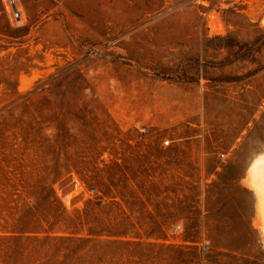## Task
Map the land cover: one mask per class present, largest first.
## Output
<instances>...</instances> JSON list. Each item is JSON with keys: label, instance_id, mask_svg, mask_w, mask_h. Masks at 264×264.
Segmentation results:
<instances>
[{"label": "rangeland", "instance_id": "obj_1", "mask_svg": "<svg viewBox=\"0 0 264 264\" xmlns=\"http://www.w3.org/2000/svg\"><path fill=\"white\" fill-rule=\"evenodd\" d=\"M19 4L0 0V264L45 262L24 214L58 174L72 218L103 196L86 261L264 264L245 183L264 153V0Z\"/></svg>", "mask_w": 264, "mask_h": 264}, {"label": "trees", "instance_id": "obj_2", "mask_svg": "<svg viewBox=\"0 0 264 264\" xmlns=\"http://www.w3.org/2000/svg\"><path fill=\"white\" fill-rule=\"evenodd\" d=\"M262 47V46H261ZM260 51V48L257 50ZM59 175V174H58ZM56 176L51 183L45 181V177L38 180L41 191L43 192L42 202L30 206L25 214L26 223L32 225L36 230L38 227H42V231L46 235L39 239L37 237H29L32 240H38L36 245L40 249H46L47 254H44L45 262L41 264H93L91 261H86L84 255H87L92 259L94 250L96 249L97 239L95 236L102 235V231L98 232L93 226V208L94 205L101 206L103 202V196L97 200L88 199L85 202L83 211H77V217L72 218L68 215L67 208L59 198L56 189L53 184L59 180L60 176ZM42 208V219L37 216L38 211ZM105 208V207H103ZM82 214V215H80ZM86 230L87 235H79ZM62 231L69 233L70 235L52 236L50 233ZM107 235H117L107 232ZM109 243H121L122 241L112 240ZM99 243V242H98ZM65 249L63 258L56 257V254ZM82 254L77 256L78 254ZM42 254H39L41 257ZM74 256V257H73ZM36 259V258H33ZM31 264L36 263L34 260Z\"/></svg>", "mask_w": 264, "mask_h": 264}, {"label": "bare ground", "instance_id": "obj_3", "mask_svg": "<svg viewBox=\"0 0 264 264\" xmlns=\"http://www.w3.org/2000/svg\"><path fill=\"white\" fill-rule=\"evenodd\" d=\"M249 172V178L245 183L255 190L259 200V219L255 222V225L264 232V153L253 162Z\"/></svg>", "mask_w": 264, "mask_h": 264}, {"label": "built area", "instance_id": "obj_4", "mask_svg": "<svg viewBox=\"0 0 264 264\" xmlns=\"http://www.w3.org/2000/svg\"><path fill=\"white\" fill-rule=\"evenodd\" d=\"M7 3V7L10 8L12 16L15 18H22V9L20 0H5ZM166 143H169V141H166ZM224 156V154H222Z\"/></svg>", "mask_w": 264, "mask_h": 264}, {"label": "crops", "instance_id": "obj_5", "mask_svg": "<svg viewBox=\"0 0 264 264\" xmlns=\"http://www.w3.org/2000/svg\"><path fill=\"white\" fill-rule=\"evenodd\" d=\"M258 158V157H257ZM257 158L255 159V160H257ZM255 162V161H254ZM253 164V163H252ZM252 164H251V166H252ZM251 168V167H250ZM250 170V169H249ZM249 175H250V172H249ZM249 178V176L247 177V179ZM246 179V180H247ZM247 185V184H246ZM247 187H249V186H247ZM250 189H252L253 190V188H251V187H249Z\"/></svg>", "mask_w": 264, "mask_h": 264}]
</instances>
